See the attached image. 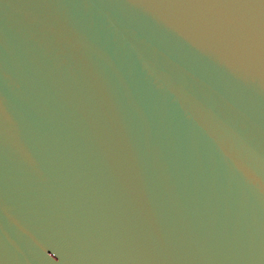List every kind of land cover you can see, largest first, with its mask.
<instances>
[{
	"label": "water",
	"instance_id": "95a60500",
	"mask_svg": "<svg viewBox=\"0 0 264 264\" xmlns=\"http://www.w3.org/2000/svg\"><path fill=\"white\" fill-rule=\"evenodd\" d=\"M0 264H264V0H0Z\"/></svg>",
	"mask_w": 264,
	"mask_h": 264
}]
</instances>
